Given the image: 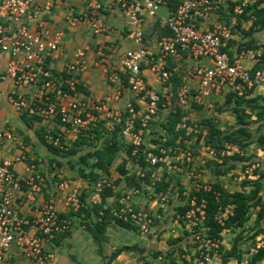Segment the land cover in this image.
Masks as SVG:
<instances>
[{"label": "built area", "instance_id": "1", "mask_svg": "<svg viewBox=\"0 0 264 264\" xmlns=\"http://www.w3.org/2000/svg\"><path fill=\"white\" fill-rule=\"evenodd\" d=\"M45 6L51 5L53 0H40ZM258 0H238L233 7L231 23L213 22L205 26V21L213 10V0H112L123 12L127 28V37L134 43V47L126 51L120 62V69L127 74L128 89L133 97L125 101V112L121 134L132 145V153L139 148L144 153L145 160L150 166L157 164L155 179H160L159 171L166 168L172 175H182L183 202L187 208L182 213H177L174 224L190 231L193 241L196 243L195 258L190 264H213V261H221L218 247L221 239L210 237L204 232L202 223L205 218L204 197L196 198L194 192L209 190L208 180L203 179L198 155L193 152L191 143L196 135L202 131V124L191 121L188 115L181 117L176 128L183 130L175 140V145L169 148L157 146L145 140L149 134L150 120L158 110L159 94L152 87L145 84L141 65L147 62L151 54L149 46L144 42L145 26L149 20L159 17L158 8L166 6L167 14L161 18L162 25L168 33L161 34L154 40L156 51L163 58L173 57L180 59L184 53L196 61L187 72L184 81L178 86L175 99L181 108H187L191 103H202V97L209 94H220L223 88L232 90L236 95L246 94L253 87H260L264 91V66L248 67L242 62L264 61V44L258 48H246L238 52L235 59H230L223 50L232 36L231 24L236 17L244 11V8ZM36 0H0V49L7 52L9 61L5 75L13 78L14 82L21 86L34 85L35 89L30 96L14 90L8 95V101L12 107L29 116H53L58 115L60 123L65 131L80 130L86 128L94 120L103 119L108 128L114 123L121 122V112L110 108L105 99L83 100L77 97L70 98L66 103L58 102L59 97L68 96V91L58 86L50 71L46 67V60L52 52L56 51L62 36L61 30H56L48 35L46 30L31 31L27 28L25 20L35 17L39 8ZM88 6L99 8L97 0H88ZM172 5V7L169 6ZM94 33L103 31V23L99 16H84ZM13 21L16 27L7 30L5 22ZM72 23L74 20H71ZM83 51L76 50L75 60L69 65V70H82L85 67ZM152 70L157 79L167 82L173 75L174 69L165 68L163 63L153 64ZM0 77H3L0 75ZM117 79V74L113 76ZM196 79L198 86L195 91L185 80ZM65 82L68 90H73L76 79L70 75ZM119 91L114 95L118 99ZM138 108H135V104ZM203 132V131H202ZM191 136V137H189ZM14 138L11 131H0V138ZM50 141L58 144L57 138ZM184 140L186 146L181 147ZM142 145H144L142 147ZM60 148L62 145H60ZM208 158H214L215 152L209 145H202ZM242 153L235 144H226L220 151ZM13 160L0 155V264L12 244H15L22 256L31 264H47L54 258V252L44 247L46 241H51L56 234L64 232L69 226V220L61 217L52 202H46L38 215L23 216L15 206L14 191L19 189L21 183H25V196L34 200V195L40 191L38 176L31 175L26 178L18 177L12 170ZM255 164L244 169V174L252 172ZM172 172H175L174 174ZM176 176V175H174ZM178 177V176H177ZM94 184V190L89 201H100L102 182ZM60 197L68 207L76 210L79 206L78 190L70 188L66 179L57 183ZM152 187L150 188V191ZM134 192H138L137 189ZM149 198H152L149 196ZM167 195L160 194V202H164ZM123 198L120 199L122 201ZM124 201V200H123ZM119 209L110 211L117 217L125 219L128 212L131 218L139 223L142 233L149 232L151 217L145 210L134 211L129 195ZM230 212L226 208L219 216L218 221L223 223V216ZM174 232L173 228L170 230ZM256 243L250 245L248 255L262 245L261 237ZM157 264H176L157 256ZM167 263H164L165 261ZM245 264V261L242 262Z\"/></svg>", "mask_w": 264, "mask_h": 264}, {"label": "crops", "instance_id": "2", "mask_svg": "<svg viewBox=\"0 0 264 264\" xmlns=\"http://www.w3.org/2000/svg\"><path fill=\"white\" fill-rule=\"evenodd\" d=\"M97 1L100 3V7L95 9L88 6V0H53L49 6H45L42 1L36 0L35 4L39 8V12L35 17L25 20V24L31 31H41L43 29L48 32V35L56 30L62 31L57 50L52 52L46 60V67L51 76L57 80L56 84L62 89H64V86L67 89L64 90L68 91V96L56 99L58 102L64 104L72 97L85 101L105 99L110 108L122 112L125 101L132 98L133 95L128 86L121 87L120 85V72H122L120 62L126 51L135 45L127 37L125 16L122 10L112 0ZM230 2L236 4L238 0H213L212 13L204 25L210 26L213 22L231 23L233 9H230ZM163 7L166 10L165 14L158 13L159 17L157 19L149 20L146 23L144 42L149 46L151 54L148 61L142 63L141 72L145 84L156 90L164 98L163 104L168 105L173 98V90L177 91L178 86L184 81L185 73L183 74V72H187L196 61L186 53L180 59H176L173 57L163 58L156 51L154 40L159 36L160 28L164 27L161 18L168 13V7ZM85 15L99 16L103 23V31L94 33L88 23L89 21L84 19ZM254 18L252 14L248 19L238 15L234 23L231 24L232 36L224 47V51L230 59H235L242 49L258 48L264 44V29L252 31L247 36L242 34L243 30H248ZM71 20H74V22L72 23ZM5 26L7 30H12L16 27V23L9 20L5 22ZM249 38H254L258 46L238 48V42L246 41ZM78 49H81L84 53L82 59L85 61V67L82 70H69V65L74 62L75 52ZM8 61V53L0 49V75L3 76L0 77V131L8 129L14 137L11 139L0 138V155L13 160L12 170L16 176L26 178L35 175L38 176L40 183V191L34 195V200L26 198V185L23 182L21 183L20 188L14 191L16 209L21 215L31 217L38 215L46 202H52L60 215H66L69 207L60 197L57 187L58 178L65 175L69 187L76 188L78 191L91 186L82 178H72L71 176L74 174L72 170L57 165L54 159H63L50 148V144L53 146H56V144L51 142L49 137L58 140L62 137L65 142L70 143L80 130L65 131L58 115L29 116L14 109L8 101V95L12 91L18 90L30 96L35 86L33 84L28 86L18 85L13 78L6 76L5 71ZM159 63H163L165 68L174 69V73L180 77V81L175 82V85L171 81L162 84L163 82L157 79L156 73L151 67L153 64ZM242 63L254 68L258 62L245 60ZM260 65L263 67L264 61ZM183 67L187 68L183 70ZM72 74L75 76L76 83L73 90H68L65 80ZM115 74H117V79H113ZM185 82L190 87L191 92L195 91L198 86L196 79L185 80ZM76 84H80L83 90L77 89ZM117 91L120 92L119 97L114 99ZM228 91L229 89L225 87L220 94L203 96L202 103H191V112H189L188 117L191 119L198 117V115L200 118L212 117L215 122H218V113L222 114L228 111L219 112L216 107L223 102ZM255 94L264 95V91L260 87H253L245 96L250 97ZM215 99H218V102ZM214 103L217 104L215 107L216 113H212L211 110ZM194 107L198 108L197 111L192 110ZM228 113L233 116V125L235 117L232 113ZM200 165H203V162ZM177 180L182 183L178 177ZM89 198L90 195H88V200ZM111 200L112 197L107 199L109 202ZM131 200L140 207L148 206L153 209V199L149 198L146 192L132 196ZM67 219L69 220L68 235L44 243L45 249L53 251L55 255L53 260L47 264H140L135 251H121L111 259L109 256L115 248L125 244H137L145 247L146 251L152 248L165 249L168 247L167 241L169 238L177 237L182 233V228L178 225L175 226L174 222L164 224L165 230L158 238L155 236V231L146 235L126 230L118 225H111L105 231L107 239L99 248L84 225L80 224L79 218L72 216ZM170 228H173L174 232L170 231ZM234 234L230 230H224L221 233V244L225 248L230 247L227 239L230 237L229 235L233 237ZM259 237L261 235L257 236V238ZM189 250L190 253L194 251L192 247H189ZM1 264H31V262L22 256L15 244H12ZM213 264L238 263L232 259L226 263L214 260Z\"/></svg>", "mask_w": 264, "mask_h": 264}, {"label": "trees", "instance_id": "3", "mask_svg": "<svg viewBox=\"0 0 264 264\" xmlns=\"http://www.w3.org/2000/svg\"><path fill=\"white\" fill-rule=\"evenodd\" d=\"M234 4L235 2H230V9H233ZM169 6L172 7L171 4ZM250 14L255 18L248 30H243L242 34L246 36L252 31L264 29V0H258L245 7L240 17L248 19ZM166 33L168 30L165 27L160 28L159 35ZM257 46L254 38L238 42V48ZM261 62H258L253 69L261 67ZM179 79L180 77L173 72L167 82L171 81L175 85V82L180 81ZM120 85L128 86L125 72H120ZM76 87L83 90L80 84H76ZM63 88L66 89L64 86ZM173 91V97H175L176 90ZM245 95L238 96L229 90L223 102L216 107L219 112L228 111L234 115L233 125L223 127L212 117L200 118L198 121L203 126L201 129L203 132L200 131L192 141L193 152L195 153V147H198L201 142L202 145H209L216 156L204 159L203 165L199 166V169L207 168L211 173V180H208L210 189H201L194 193L198 200L201 197L206 200L203 210L205 218L201 226L208 236L221 239V233L224 230L235 233L229 248H225L222 244L218 247L221 262L226 263L233 259L238 264H241L243 260L245 264H264V158L262 160L255 158L252 162L250 160L253 156L246 154L251 144H255L257 149L264 152V95L255 94L250 97ZM159 96L158 108L164 101V98ZM135 108H138L136 104ZM185 113L178 105L169 108L159 121V128L155 131L156 136L150 139V143L165 148L174 146L177 136L183 135L184 131L176 128V124ZM124 115L125 112L122 111V121L114 123L110 128L106 126L105 120H94L86 128H81L70 143L60 137L56 146L49 145L63 159H54L58 166L72 170L74 172L72 178H82L91 186L78 191L79 206L76 210L69 207L68 214L60 216L79 218L80 224L84 225L99 248L107 239L105 231L111 225H118L126 230L146 235L155 231V236L158 238L165 230L164 224L174 222L176 214L182 213L187 208L183 202V184L179 180H174L177 176L164 168L159 171L160 179H155L157 164L150 166L141 148L136 153H132V145L121 134ZM153 120L154 118L150 120V124L154 122ZM183 138L186 136L183 135ZM180 143L181 147L186 146L184 140ZM59 144L62 145L61 148ZM226 144H235L242 153L227 151L221 155L220 151ZM118 158H120L119 161H117ZM127 160L132 162V169L126 165ZM251 164H255L252 168V177L242 180L240 189L230 190L224 185L221 177L234 169L236 165L245 169ZM114 165L116 176L111 174ZM65 177L62 175L58 180ZM100 180H104L100 190V201L90 202L88 195H91L94 184ZM135 189L138 192H134ZM144 192L158 199L160 194L168 197L171 193L166 219L164 218L163 221L160 219V215L165 214L163 205L152 212L153 210L148 206L140 207L131 200L132 196ZM128 195L134 211L145 210L151 217L149 232L142 233L139 223L131 218L128 212L125 219L111 213L112 208L119 209L121 205H125L124 201ZM109 197H112L110 202L107 201ZM121 198L124 201H120ZM226 208L230 209V212L223 216V223L220 224L218 216ZM179 227L182 228V233L177 237L169 238L168 247L165 249L152 248L146 251L145 247L137 244H125L115 248L109 257L113 258L121 251H135L140 264H157L158 255H161L163 260L167 259L176 264H190L196 253H190L189 247L195 249L196 243L189 230ZM68 232L67 228L64 232L56 234L52 241L68 235ZM258 235H261L262 245L248 255V249L250 245L256 243ZM163 262L167 263L166 260Z\"/></svg>", "mask_w": 264, "mask_h": 264}, {"label": "rangeland", "instance_id": "4", "mask_svg": "<svg viewBox=\"0 0 264 264\" xmlns=\"http://www.w3.org/2000/svg\"><path fill=\"white\" fill-rule=\"evenodd\" d=\"M158 13L160 14H165L166 13V10L163 6H160L158 8ZM189 67V66H188ZM187 67H183V70H185ZM183 72V71H182ZM185 73V71L183 72V74ZM165 83H168V82H165ZM164 84V83H162ZM173 99V100H172ZM171 99V101L169 102V104H163L161 105L160 108H158L156 114L154 115V122H152V124H150V129L149 130V134L145 137V140L147 142H150V139L155 137L156 136V133L155 131L159 128V121L163 118L164 114L167 112V110L171 107H174L176 104V99L173 97ZM217 102H218V99H215ZM167 105V106H166ZM216 103H214L212 106H211V110H212V113H216L215 111V107H216ZM190 107L191 106H188L187 108H181L184 112H187L186 115H189V112H191L190 110ZM197 107H194L192 108L193 111H197ZM219 114V115H218ZM217 115L219 116L218 118V122L220 123V125H222L223 127H227V126H231L232 125V117L231 114H229L228 112H225V113H218ZM191 121H199L200 120V116L198 115V117H195L194 119H191ZM234 124V123H233ZM195 153L198 155V158H199V161H197V164H200L204 161V159L206 160L208 158L201 142H199V145L198 147H195ZM246 154H251L253 157L250 161L253 162V160L256 158H260L261 160L264 158V152L261 151L260 149H257L256 145L255 144H251L247 150H246ZM120 158L117 159V161H119ZM256 163V162H255ZM258 164V163H257ZM127 165L129 168L132 167V162L130 160H127ZM115 168V165L112 167V176H116L117 173L116 171L114 170ZM134 168V166H133ZM132 169V168H131ZM201 172H202V175H203V179L205 180H211V173L210 171L207 169V168H203L201 169ZM244 169H242V167L240 165H236V167L234 169H232L231 171H229L226 175L222 176L221 177V180L223 181V183L225 184V186L227 188H229L230 190H232L233 188H238L240 189V182L244 179H250L252 177V172L250 171L248 174H244ZM173 174L175 172H172ZM176 176H178V178H181V180L184 181L182 175H179V174H174ZM175 181H177L176 178H174ZM171 197V193L169 194V196L166 198V200L164 202H160V200L158 198H152V202L153 203V211H156L157 207L160 206V205H163V210L165 212V214H162V216L160 215V219L161 221H163V219L165 218L166 219V216H167V211H168V206H169V202H168V199ZM177 224H175L176 226ZM171 230V228H170ZM233 233V232H232ZM230 237H228L227 241L229 243V245H231V242H232V239L233 237L231 235H229Z\"/></svg>", "mask_w": 264, "mask_h": 264}]
</instances>
